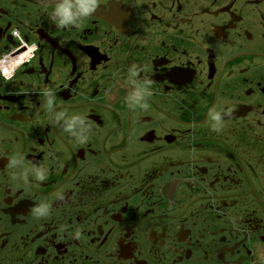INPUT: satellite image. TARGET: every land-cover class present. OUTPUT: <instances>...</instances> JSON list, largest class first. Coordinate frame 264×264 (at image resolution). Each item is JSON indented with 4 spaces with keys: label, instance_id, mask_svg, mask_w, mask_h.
<instances>
[{
    "label": "flooded vegetation",
    "instance_id": "flooded-vegetation-1",
    "mask_svg": "<svg viewBox=\"0 0 264 264\" xmlns=\"http://www.w3.org/2000/svg\"><path fill=\"white\" fill-rule=\"evenodd\" d=\"M0 264H264V0H0Z\"/></svg>",
    "mask_w": 264,
    "mask_h": 264
},
{
    "label": "clouds",
    "instance_id": "clouds-1",
    "mask_svg": "<svg viewBox=\"0 0 264 264\" xmlns=\"http://www.w3.org/2000/svg\"><path fill=\"white\" fill-rule=\"evenodd\" d=\"M82 14L83 15H86V12L85 13H82ZM57 15L60 17V20H59V23L60 24L65 25V24L71 22L69 18L65 17L62 14V10L61 9H58L57 10ZM49 96H51V93H49ZM51 103H52V101L49 100V104H51ZM77 123H80L79 118L74 119L72 121V123L68 126L69 130H72V128H74ZM38 214L39 215H45L46 214V209H44V210H38Z\"/></svg>",
    "mask_w": 264,
    "mask_h": 264
}]
</instances>
